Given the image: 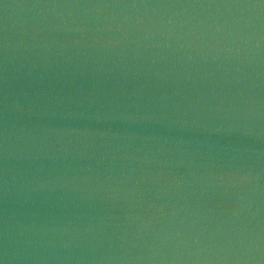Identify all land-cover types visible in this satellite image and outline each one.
<instances>
[{
	"label": "water",
	"instance_id": "95a60500",
	"mask_svg": "<svg viewBox=\"0 0 264 264\" xmlns=\"http://www.w3.org/2000/svg\"><path fill=\"white\" fill-rule=\"evenodd\" d=\"M0 264H264V0H0Z\"/></svg>",
	"mask_w": 264,
	"mask_h": 264
}]
</instances>
